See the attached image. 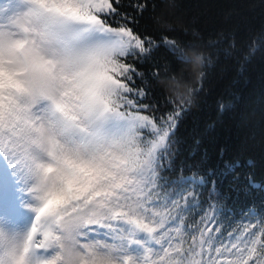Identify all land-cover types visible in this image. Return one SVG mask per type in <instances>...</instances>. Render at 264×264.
<instances>
[{
  "label": "snow or ice",
  "instance_id": "1",
  "mask_svg": "<svg viewBox=\"0 0 264 264\" xmlns=\"http://www.w3.org/2000/svg\"><path fill=\"white\" fill-rule=\"evenodd\" d=\"M122 7L0 0V264H264V206L232 231L212 203L189 222L196 192L163 175L186 109L146 114L143 74L127 62L159 47L182 63L208 57L135 31Z\"/></svg>",
  "mask_w": 264,
  "mask_h": 264
},
{
  "label": "trees",
  "instance_id": "2",
  "mask_svg": "<svg viewBox=\"0 0 264 264\" xmlns=\"http://www.w3.org/2000/svg\"><path fill=\"white\" fill-rule=\"evenodd\" d=\"M121 3L122 12L137 16L135 31L157 42L167 36L189 54L187 45L194 44L208 57L206 65L182 63L159 47L139 62L132 57L127 62L143 74L135 87L148 93L141 101L152 106L146 114L181 111V102L186 109L176 122L171 170L163 175L170 182L181 177L191 182L198 207L189 222L212 203L221 209L227 231L240 228L250 209L264 206V47L250 51L253 40L264 35V0ZM134 3L146 4L147 10L134 13L128 7Z\"/></svg>",
  "mask_w": 264,
  "mask_h": 264
},
{
  "label": "rangeland",
  "instance_id": "3",
  "mask_svg": "<svg viewBox=\"0 0 264 264\" xmlns=\"http://www.w3.org/2000/svg\"><path fill=\"white\" fill-rule=\"evenodd\" d=\"M186 187H187L188 191H192V184H191V182H189L188 185H186ZM15 195L16 194L15 193H12V192L5 194V203H6V205L7 204H10L12 201H14ZM21 211H26V209H21Z\"/></svg>",
  "mask_w": 264,
  "mask_h": 264
}]
</instances>
